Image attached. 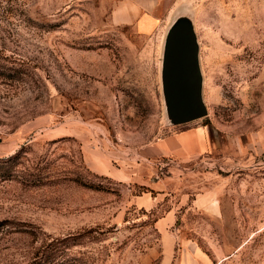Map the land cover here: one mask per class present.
Listing matches in <instances>:
<instances>
[{
    "label": "rangeland",
    "instance_id": "1",
    "mask_svg": "<svg viewBox=\"0 0 264 264\" xmlns=\"http://www.w3.org/2000/svg\"><path fill=\"white\" fill-rule=\"evenodd\" d=\"M118 1L0 0V264H264V0H157L117 25ZM180 27L189 122L163 83Z\"/></svg>",
    "mask_w": 264,
    "mask_h": 264
},
{
    "label": "water",
    "instance_id": "2",
    "mask_svg": "<svg viewBox=\"0 0 264 264\" xmlns=\"http://www.w3.org/2000/svg\"><path fill=\"white\" fill-rule=\"evenodd\" d=\"M164 91L178 122H189L205 114L198 95L194 38L187 29H175L169 38Z\"/></svg>",
    "mask_w": 264,
    "mask_h": 264
},
{
    "label": "crops",
    "instance_id": "3",
    "mask_svg": "<svg viewBox=\"0 0 264 264\" xmlns=\"http://www.w3.org/2000/svg\"><path fill=\"white\" fill-rule=\"evenodd\" d=\"M156 4L157 0H120L110 10L109 21L110 23L120 25L141 20L150 9L149 6ZM203 136V130L198 127L186 129L179 135L178 147L183 149L184 154L198 152L204 146Z\"/></svg>",
    "mask_w": 264,
    "mask_h": 264
},
{
    "label": "trees",
    "instance_id": "4",
    "mask_svg": "<svg viewBox=\"0 0 264 264\" xmlns=\"http://www.w3.org/2000/svg\"><path fill=\"white\" fill-rule=\"evenodd\" d=\"M1 74V73H0Z\"/></svg>",
    "mask_w": 264,
    "mask_h": 264
}]
</instances>
